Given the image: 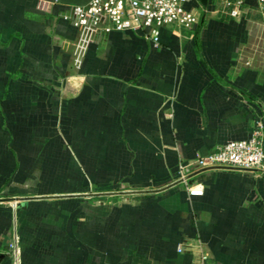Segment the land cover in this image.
Listing matches in <instances>:
<instances>
[{
  "label": "crops",
  "instance_id": "0c3cea01",
  "mask_svg": "<svg viewBox=\"0 0 264 264\" xmlns=\"http://www.w3.org/2000/svg\"><path fill=\"white\" fill-rule=\"evenodd\" d=\"M88 1L0 0V264L15 235L23 264H195L200 242L216 263L264 264V173L201 170L203 195L177 181L264 113L259 0L159 42L114 29L76 68L61 14Z\"/></svg>",
  "mask_w": 264,
  "mask_h": 264
},
{
  "label": "built area",
  "instance_id": "2783aa9c",
  "mask_svg": "<svg viewBox=\"0 0 264 264\" xmlns=\"http://www.w3.org/2000/svg\"><path fill=\"white\" fill-rule=\"evenodd\" d=\"M197 2L194 5L189 3ZM264 8V0H259ZM234 18H248L246 0H219L212 6L201 0H89L84 4H71L62 12L61 18L78 32L74 51V65L80 68L89 45L95 39L111 31L144 30L155 42H159L160 29L177 26L192 30L202 23L212 10ZM255 38L264 40V26ZM262 47V46H261ZM263 48V47H262ZM234 168L264 173V113L256 114L251 136L232 140L217 146L207 155L181 162L177 181L183 182L191 195H203L201 184H190L189 179L201 170L209 168ZM195 264H220L211 260L201 242ZM182 250V247H179ZM11 264H23L18 236L11 244Z\"/></svg>",
  "mask_w": 264,
  "mask_h": 264
},
{
  "label": "water",
  "instance_id": "95a60500",
  "mask_svg": "<svg viewBox=\"0 0 264 264\" xmlns=\"http://www.w3.org/2000/svg\"><path fill=\"white\" fill-rule=\"evenodd\" d=\"M201 1H202L203 3H205V4L208 2V0H201Z\"/></svg>",
  "mask_w": 264,
  "mask_h": 264
}]
</instances>
